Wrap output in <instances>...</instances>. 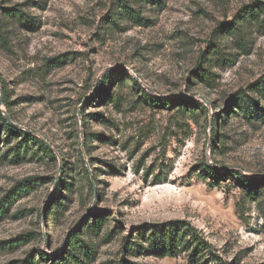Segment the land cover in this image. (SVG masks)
Instances as JSON below:
<instances>
[{
    "label": "rangeland",
    "instance_id": "obj_1",
    "mask_svg": "<svg viewBox=\"0 0 264 264\" xmlns=\"http://www.w3.org/2000/svg\"><path fill=\"white\" fill-rule=\"evenodd\" d=\"M263 89L264 0H0V264H264Z\"/></svg>",
    "mask_w": 264,
    "mask_h": 264
},
{
    "label": "trees",
    "instance_id": "obj_2",
    "mask_svg": "<svg viewBox=\"0 0 264 264\" xmlns=\"http://www.w3.org/2000/svg\"><path fill=\"white\" fill-rule=\"evenodd\" d=\"M122 7L126 10V13L127 14H130V12L132 11L130 6L128 4H124L122 5ZM134 19H138L137 17L134 16V14L131 15ZM140 19V18H139ZM134 82L136 84H138V82L136 80H134ZM262 94L264 95V89L262 90ZM145 95V94H144ZM145 98V101L151 105L152 107H164V108H169L171 105L175 104V103H178V105H186V106H193V107H201L203 109H205L207 111V108L206 106L201 103V102H197V101H189V100H185V101H182L180 99H173V98H161V97H155V96H148V95H145L144 96ZM259 102L257 101H254L252 100L251 98L249 97H246L244 95H242L241 93L240 94H237L236 98H235V102L234 104L236 105L237 109L238 110H241L243 112V114L247 117H252L254 112V107L258 106ZM217 115V116H216ZM2 120H3V125L8 129L9 132H16V129L11 126L9 123H8V120L6 118L3 117L2 114H0ZM216 117H218V114L215 113V119H214V122H216ZM216 123L213 124V126L215 125ZM21 134L23 135H26V137H29L31 139L32 142H34L35 144L37 145H40L41 147H43L47 152L51 153L52 154V150L50 147H48L46 145V143H44L43 141H41L39 138L35 137V136H32L30 134H27L25 133L24 131H19ZM213 133H216V128L214 126L213 128ZM212 173L213 175L216 177V178H219V176H223L224 174H231L229 172H222L221 170H217V169H214L212 170ZM243 183L245 186L247 187H255L257 184H258V181L255 180V179H252V178H243L242 179ZM39 254L41 255V257L43 258H46L48 255L47 253H44V252H39ZM61 257V256H60Z\"/></svg>",
    "mask_w": 264,
    "mask_h": 264
},
{
    "label": "water",
    "instance_id": "obj_3",
    "mask_svg": "<svg viewBox=\"0 0 264 264\" xmlns=\"http://www.w3.org/2000/svg\"><path fill=\"white\" fill-rule=\"evenodd\" d=\"M1 99H2V97L0 98V101H1ZM5 114V116H6V119L8 120V123L11 125V126H17V123H15L13 120H12V118L10 117V115L8 114V113H4ZM47 146L48 147H50L51 149H52V147H51V145L49 144V143H47Z\"/></svg>",
    "mask_w": 264,
    "mask_h": 264
}]
</instances>
